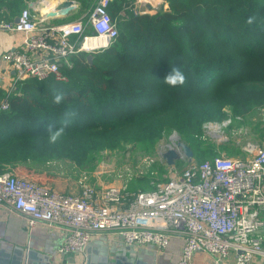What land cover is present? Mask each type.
<instances>
[{"label": "trees", "instance_id": "1", "mask_svg": "<svg viewBox=\"0 0 264 264\" xmlns=\"http://www.w3.org/2000/svg\"><path fill=\"white\" fill-rule=\"evenodd\" d=\"M74 1L80 4L76 17H87L98 2ZM132 1H111L118 37L93 53L91 62L87 52L71 56V65L62 62L67 81L27 78L13 87L10 108L0 112V173L33 181L29 177L39 174L34 164L64 158L90 171L104 151L130 144L154 151L174 132L193 150L197 164L223 150L231 157L243 153L204 141L203 125L224 120L226 108L245 118L264 107V0H166L169 11L146 16L128 9ZM23 2L0 0L8 12L0 14V22L15 21ZM173 66L184 70L185 85L164 83ZM53 88L66 93L62 103H53ZM5 97L0 91V102ZM70 107L75 118L49 143V125L59 128ZM260 138L264 142V131ZM184 164L180 160L177 167ZM160 167L163 174L167 168ZM153 180L141 179L147 181L142 190L154 189Z\"/></svg>", "mask_w": 264, "mask_h": 264}, {"label": "built area", "instance_id": "2", "mask_svg": "<svg viewBox=\"0 0 264 264\" xmlns=\"http://www.w3.org/2000/svg\"><path fill=\"white\" fill-rule=\"evenodd\" d=\"M111 1L98 0L87 17L50 27H39L29 9L21 12L18 22H0V31L25 36V51L4 55L16 80L0 102V112L10 108L9 97L19 81L54 77L65 82L62 62L71 65L70 57L79 52L95 53L112 45L119 31L108 11ZM168 4L133 0L128 9L146 16ZM236 121L244 118L208 123L204 129L220 130ZM171 139L160 156L170 148L183 155L176 132ZM248 155L221 152L201 164L184 161L183 170L171 166L168 180L151 190L115 186L98 190L84 184L80 195L62 194L7 171L0 173V205L22 214L30 226L45 223L66 229L61 253L85 255L93 234L115 232L128 246L154 245L161 250L173 237L181 238L177 264H192L197 252L209 254L215 264H252L255 257H264V146Z\"/></svg>", "mask_w": 264, "mask_h": 264}, {"label": "crops", "instance_id": "3", "mask_svg": "<svg viewBox=\"0 0 264 264\" xmlns=\"http://www.w3.org/2000/svg\"><path fill=\"white\" fill-rule=\"evenodd\" d=\"M61 1L63 0H24L23 3L24 9L31 11L32 17L39 27L60 25L86 17V13L76 17L75 14L78 12L80 4L75 1L76 9L68 16L59 19L48 18L47 13ZM6 8V6L1 7L0 14L8 13ZM24 41L25 36L22 33L0 31V91L7 93L16 80V72L12 64L4 59V55L10 51H25ZM79 186L80 183H74L73 186L69 185L65 189V194L80 195L82 188ZM96 188L100 190L106 186L99 184ZM67 235L68 231L58 226L45 223L30 226L22 214L0 205V249H5L10 253L15 249L33 250L39 253L41 258H49L55 264H86L88 254L94 250L101 258L109 257L111 262L118 258H124L125 261L131 263L177 264L182 255L184 242L179 237H173L167 248L161 250L154 245L128 246L122 237L115 232H98L93 234L87 253L79 255L60 252ZM192 264H215V261L209 254L197 252L193 257ZM252 264H264V257H255Z\"/></svg>", "mask_w": 264, "mask_h": 264}, {"label": "rangeland", "instance_id": "4", "mask_svg": "<svg viewBox=\"0 0 264 264\" xmlns=\"http://www.w3.org/2000/svg\"><path fill=\"white\" fill-rule=\"evenodd\" d=\"M168 5L169 7L167 9L162 7V10H159L157 13L169 11L170 4ZM155 14L152 13L151 15ZM225 110L229 115L224 120L221 122H207L205 124L222 123L230 117H234L229 109L226 108ZM263 110L264 107L258 108L254 113L247 115L243 123L236 121V123L234 122L231 126L221 127L220 130H218L220 127L204 129V124V141L214 146H228L232 150H243L248 143L261 144L264 146V142H262L260 138L262 131H264V124L260 122ZM173 134L174 133L171 135L165 134L155 146L154 151H145L140 146L131 144L125 145L122 149L104 151L100 154V161L96 167L90 171L81 170L80 167L76 166L74 162L67 158L34 164L35 170H37L39 174L29 178L45 187L54 190L58 189L59 191L56 190L57 192L64 194L66 191L65 189L69 185L73 186L74 183H80L81 188H83L84 184L94 187L100 184L106 187L115 186L120 188L127 187L128 189L130 188L129 190H142V188L146 186L145 183H147V181L142 183L140 180L154 177V180L150 182V184L156 186L161 183L162 178H165L166 175L170 176L173 171L170 166L162 161L159 153L162 148L168 147L172 143L171 138ZM177 140L183 142L180 136ZM221 152L229 155L226 150ZM237 156L246 157L247 154H245L243 150V153ZM193 162H195V159ZM160 165L164 166V169L167 168L163 174H160ZM185 167L186 164L177 169L181 171Z\"/></svg>", "mask_w": 264, "mask_h": 264}, {"label": "water", "instance_id": "5", "mask_svg": "<svg viewBox=\"0 0 264 264\" xmlns=\"http://www.w3.org/2000/svg\"><path fill=\"white\" fill-rule=\"evenodd\" d=\"M113 1V0H112ZM76 9L74 0H63L47 13L48 18L59 19L68 16ZM18 22V19H16ZM94 58L93 53L88 55V60L91 62ZM177 146L181 148L183 155L177 151L176 148H170L161 153L162 161L168 166L177 165L180 160L187 161L189 163L194 160V152L185 142L177 143ZM260 144L248 143L244 147L246 154H253ZM0 264H55L49 258H41L40 254L33 250L15 249L13 252H7L5 249H0ZM86 264H142L131 263L124 260V258L115 259L113 262L109 261V257H99L97 251L94 250L91 254H88Z\"/></svg>", "mask_w": 264, "mask_h": 264}, {"label": "clouds", "instance_id": "6", "mask_svg": "<svg viewBox=\"0 0 264 264\" xmlns=\"http://www.w3.org/2000/svg\"><path fill=\"white\" fill-rule=\"evenodd\" d=\"M256 17H249L248 24L255 22ZM164 83L171 87L176 88L183 86L187 82V76L184 70L180 66L171 67L170 72L163 78ZM53 103L60 104L64 101L66 93L62 89L53 88ZM76 116V111L71 107L64 112V116L61 120V126L59 128H53L51 125L48 127L49 143L55 144L64 134L72 120Z\"/></svg>", "mask_w": 264, "mask_h": 264}]
</instances>
